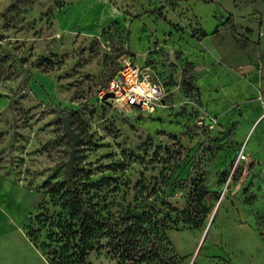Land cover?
I'll use <instances>...</instances> for the list:
<instances>
[{"label": "rangeland", "instance_id": "rangeland-1", "mask_svg": "<svg viewBox=\"0 0 264 264\" xmlns=\"http://www.w3.org/2000/svg\"><path fill=\"white\" fill-rule=\"evenodd\" d=\"M123 52L163 86L155 107L100 97ZM66 115L73 178L138 245L93 235L85 264H264V0H0V184L48 259Z\"/></svg>", "mask_w": 264, "mask_h": 264}, {"label": "trees", "instance_id": "trees-1", "mask_svg": "<svg viewBox=\"0 0 264 264\" xmlns=\"http://www.w3.org/2000/svg\"><path fill=\"white\" fill-rule=\"evenodd\" d=\"M46 186L47 190L51 192L57 186H61L59 189L64 190V200L61 206L65 210V214L57 215L56 219H51L48 224L50 226L48 238L52 243H55L56 247L48 254H53V256L48 259L29 232L27 230L26 232L35 245L41 249L50 264H85L88 251L94 245L90 243V238L95 235L100 240L106 231L111 234L114 248L118 249L120 256L124 255L135 259L138 250L137 240L134 237L136 230L132 226H127L124 229L118 228L119 226L114 224L113 218L104 215L98 209L77 178L69 179L67 177L64 181L54 183L47 181ZM196 189L199 191L200 201L210 191L201 179L196 183ZM42 216H45L44 212H40L35 218L39 219ZM45 219L46 221L43 219L42 221L46 224L49 219ZM124 237L122 245L121 241Z\"/></svg>", "mask_w": 264, "mask_h": 264}, {"label": "built area", "instance_id": "built-area-1", "mask_svg": "<svg viewBox=\"0 0 264 264\" xmlns=\"http://www.w3.org/2000/svg\"><path fill=\"white\" fill-rule=\"evenodd\" d=\"M117 60V70L100 97L121 110L155 107L165 94L163 86L149 78L133 53L123 52Z\"/></svg>", "mask_w": 264, "mask_h": 264}, {"label": "crops", "instance_id": "crops-1", "mask_svg": "<svg viewBox=\"0 0 264 264\" xmlns=\"http://www.w3.org/2000/svg\"><path fill=\"white\" fill-rule=\"evenodd\" d=\"M135 59L137 62L136 56ZM137 64L139 63L137 62ZM1 183L0 264H36V260L33 259L37 257L40 260L43 258L47 260L41 249L35 245L26 232L24 223L27 213H20L16 204L7 198V191L16 189L6 182L1 181ZM7 199L10 202H7Z\"/></svg>", "mask_w": 264, "mask_h": 264}, {"label": "water", "instance_id": "water-1", "mask_svg": "<svg viewBox=\"0 0 264 264\" xmlns=\"http://www.w3.org/2000/svg\"><path fill=\"white\" fill-rule=\"evenodd\" d=\"M63 126L65 128V133L69 135V137L72 140V150L70 153V157L68 159V176L70 179L73 178L74 174V153L76 151L77 143L80 139L79 133L73 128L72 126V120L70 115H66L63 117Z\"/></svg>", "mask_w": 264, "mask_h": 264}]
</instances>
